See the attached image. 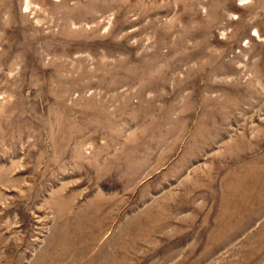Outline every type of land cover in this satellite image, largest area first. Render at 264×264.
I'll list each match as a JSON object with an SVG mask.
<instances>
[{"label": "rangeland", "instance_id": "374dc122", "mask_svg": "<svg viewBox=\"0 0 264 264\" xmlns=\"http://www.w3.org/2000/svg\"><path fill=\"white\" fill-rule=\"evenodd\" d=\"M0 264H264V0H0Z\"/></svg>", "mask_w": 264, "mask_h": 264}]
</instances>
